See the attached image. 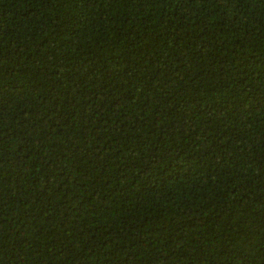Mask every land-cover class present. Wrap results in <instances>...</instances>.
<instances>
[{
  "label": "trees",
  "instance_id": "trees-1",
  "mask_svg": "<svg viewBox=\"0 0 264 264\" xmlns=\"http://www.w3.org/2000/svg\"><path fill=\"white\" fill-rule=\"evenodd\" d=\"M0 264H264V0H0Z\"/></svg>",
  "mask_w": 264,
  "mask_h": 264
}]
</instances>
